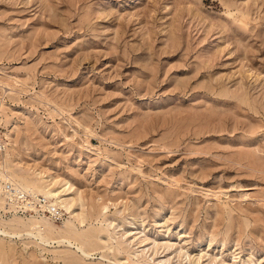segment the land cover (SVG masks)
<instances>
[{
    "label": "rangeland",
    "instance_id": "374dc122",
    "mask_svg": "<svg viewBox=\"0 0 264 264\" xmlns=\"http://www.w3.org/2000/svg\"><path fill=\"white\" fill-rule=\"evenodd\" d=\"M0 229V264H264V0H0Z\"/></svg>",
    "mask_w": 264,
    "mask_h": 264
},
{
    "label": "bare ground",
    "instance_id": "6f19581e",
    "mask_svg": "<svg viewBox=\"0 0 264 264\" xmlns=\"http://www.w3.org/2000/svg\"><path fill=\"white\" fill-rule=\"evenodd\" d=\"M4 181H9L7 179H5ZM3 181V183H4ZM11 182V181H9ZM12 183V182H11ZM13 184V183H12ZM19 184V183H18ZM14 185V184H13ZM25 186V185H24ZM32 186H34V184L32 185H29V184H26V186L23 188V191H25L26 189H30ZM20 189V188H19ZM32 189V188H31ZM68 190V188H67ZM48 191V196L49 197H55L56 199H59V201L57 200V202L59 203V205H61V207L69 212L71 215H73V212H71L70 210L72 209V207L74 206V200L73 199H68L66 198V195L64 192H66L65 190H62V193L63 195H58V193L54 190H47ZM68 196V195H67ZM73 219L79 223V224H82L84 222L83 218L80 217V215L78 213L74 214L73 215ZM34 225V229L36 230H39L41 226H43V233L45 234L44 237H41V241L44 243V244H49L50 245V242L49 240L51 239L52 240V236H54L55 234V229H53V227L45 222H43V224L40 222V221H36L33 223ZM40 231V230H39ZM0 233L1 234H4L6 236H15V237H20L21 234H18L16 232H12V233H6L5 231L1 230L0 229ZM26 235L30 238H32L33 236H36L33 233L29 232V231H25ZM58 234H60L59 236V239L57 241L58 244H67L69 246L72 245V239H79L81 240L82 242L84 243H87L89 242L90 238L88 237V235H85V234H80V233H77V232H74L73 229L67 227L65 230H61L60 232H56ZM97 239V238H96ZM52 244V243H51ZM89 244V243H88ZM63 246V245H61ZM92 246V245H91ZM72 247V246H71ZM76 250H78L81 254H83L84 256H87V257H90L92 256L93 254L89 253L88 251H86V249H81V248H78L76 247ZM122 252V251H121Z\"/></svg>",
    "mask_w": 264,
    "mask_h": 264
},
{
    "label": "built area",
    "instance_id": "2783aa9c",
    "mask_svg": "<svg viewBox=\"0 0 264 264\" xmlns=\"http://www.w3.org/2000/svg\"><path fill=\"white\" fill-rule=\"evenodd\" d=\"M4 197L11 202L17 213L22 216L45 215L53 221H61L63 215L54 206L48 204L41 196L22 191L9 181L2 184Z\"/></svg>",
    "mask_w": 264,
    "mask_h": 264
}]
</instances>
